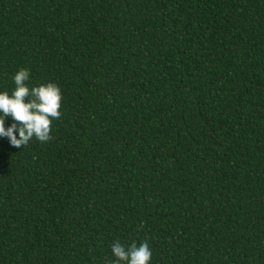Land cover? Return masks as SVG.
I'll return each instance as SVG.
<instances>
[{
	"label": "trees",
	"instance_id": "1",
	"mask_svg": "<svg viewBox=\"0 0 264 264\" xmlns=\"http://www.w3.org/2000/svg\"><path fill=\"white\" fill-rule=\"evenodd\" d=\"M22 67L62 115L0 137V264H264V0H0Z\"/></svg>",
	"mask_w": 264,
	"mask_h": 264
},
{
	"label": "clouds",
	"instance_id": "2",
	"mask_svg": "<svg viewBox=\"0 0 264 264\" xmlns=\"http://www.w3.org/2000/svg\"><path fill=\"white\" fill-rule=\"evenodd\" d=\"M29 79L30 70L22 67L13 76L12 92L0 91V137H7L17 148L27 146L34 138L41 143L52 140L53 122L62 115L61 87L55 82L30 86ZM9 117L13 123L6 127ZM111 251L115 259L106 260V264H151L153 255L147 240L126 246L117 239Z\"/></svg>",
	"mask_w": 264,
	"mask_h": 264
}]
</instances>
